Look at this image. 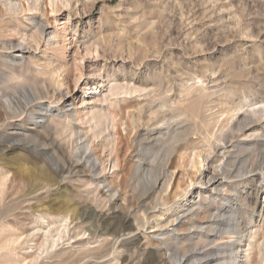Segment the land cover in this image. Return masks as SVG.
<instances>
[{"label": "rangeland", "instance_id": "rangeland-1", "mask_svg": "<svg viewBox=\"0 0 264 264\" xmlns=\"http://www.w3.org/2000/svg\"><path fill=\"white\" fill-rule=\"evenodd\" d=\"M9 1L0 0V264H154L158 240L176 241L180 257L200 233L217 245L238 238V264H264V0H14L26 8L18 14ZM92 113L106 125L97 139ZM175 140L172 180L147 192ZM198 155L221 185L190 183ZM207 206L226 213L215 220L242 221L243 234L159 227L177 216L205 227L184 212L204 217Z\"/></svg>", "mask_w": 264, "mask_h": 264}, {"label": "bare ground", "instance_id": "bare-ground-1", "mask_svg": "<svg viewBox=\"0 0 264 264\" xmlns=\"http://www.w3.org/2000/svg\"><path fill=\"white\" fill-rule=\"evenodd\" d=\"M8 5H9V10L11 12H13L14 14H18V13H21L22 11L26 10V8L22 7L20 4L15 3L14 0H10ZM35 5H36L35 3H31L29 5V10L34 9ZM29 20H31L33 22L34 26L36 27L37 35L41 36V37H45L47 30H46V27L42 24V22L39 20H35L34 18H30ZM47 44H49V42H47ZM12 46H14V45H12ZM13 48L14 47H11L10 49H13ZM17 49L18 50L15 51L16 52L15 58H18V59L13 60V62H15V63L21 61V59L24 58V49H26V48L20 44L19 46H17ZM14 69L16 70L17 68L15 67ZM96 84L98 85V82H96ZM96 84H94V85H96ZM99 85L102 86L101 82H99ZM49 89H50L49 86H45V87L41 88L40 91L42 92L41 93L42 96L40 98H38V100L48 99ZM94 89L97 91L98 87H96ZM52 92L53 93L55 92L53 90V88H52ZM61 100H62V104L60 107H58V110H60L63 113V116L65 118H69L71 114L64 111L66 108V106L64 105L66 103L65 96H62ZM9 104L12 105L11 102H9ZM37 104H39V103H37ZM11 109L15 112V109L13 106ZM45 111L47 112V110H45ZM120 112L125 113V111L121 108H120ZM129 114L130 113L128 112L127 117H129ZM103 118H104V116H99V115L93 114V113L88 118V121H87L88 129H89V131H91L92 136L95 139H97L98 137L103 135L104 131L106 130V125L103 121ZM37 125H38V123L35 122L34 126H37ZM125 126L127 129H130L128 121H125ZM67 127L69 128L70 126H67ZM27 131L31 132L30 130H27ZM72 136L76 137L77 139H79L81 137L80 131L78 130V128L73 127V129L70 131L69 138H71ZM103 137H104V139H107V136H103ZM176 137H177V135L175 134L174 138L176 139ZM176 143L177 142L175 140V143H173V145L171 146L169 154L166 157V159L156 169V171H153L160 178H162L163 181L157 179L149 187L148 186L145 187V189H147V192L150 190H155L158 187L165 189V187L169 183V180L170 179L172 180L174 172L176 170V169H174V162H173ZM223 145H225V143H223ZM80 147H82V145L79 146L78 148H80ZM218 147H219V145L216 146V148H218ZM225 149H226L225 147L221 148L220 149V150H222L221 153H223V151H225ZM198 158H201L200 159L201 161L199 162L200 167L197 170L198 177H196L197 175H194L190 179V183L196 182V180L199 179L198 183H200L201 185H204L206 188H209V187L214 186V185H221L222 183H220L219 179H217V177L220 175V173H215V174L212 173V174H210V176H208V174H206V171L201 169L204 166L205 158H202V156H200V155H198ZM221 161H223L224 164H222V165L220 164L218 166V168L220 169V171H223V167H225L227 165V163L224 162V158ZM143 169H144V166L142 165L141 162H139L135 165V172H139ZM247 173H251V171H249ZM160 188H159V190H160ZM185 191H186V189H185ZM223 191L228 192L227 190H223ZM204 199H207V198H204ZM199 207L195 211L193 210L192 207L190 209L188 208L185 210L184 213L192 212L191 216L197 217L196 220H198V221L199 220H201V221L207 220L209 222H211L210 220L212 218L215 220L216 218L223 217L224 215H226V213L219 212V210H217V209H214L213 213L208 214L212 210L209 209L210 206H207V207H204L205 210L202 212L205 216L200 217L199 212H200L201 208H199ZM229 212L232 213V210H230ZM145 214H146V212H145ZM206 215H208V216H206ZM209 222L204 227L202 225H198L191 218H187V222H183V221H181L180 216H177L173 220H169L165 224H163L159 227H162L166 224H172L173 231H178L180 227L186 226L185 228H183V229L180 228V229L189 231L191 229H204L205 228V230H207V232H212L213 230L211 228L214 227V228H216L215 231H217L218 233L222 232L221 234H233L236 236H241L244 232V225H243L242 221L241 222L240 221L239 222H236V221L235 222H226L224 220H222V221L215 220V221H212V223H209ZM129 230L131 231L132 229H129ZM131 232H129V233H131ZM94 234H95V236H98L100 233L96 231V232H94ZM108 234H109L108 232H105V233H102L101 236L108 235ZM122 235H123V233L121 231H119V232H113L112 234H110L108 236L111 238L112 241H116ZM193 235H196V237L200 239V240H198L199 242L197 244H195V249L188 251L187 254L185 252V254L181 255L180 257H178L177 254L175 255L174 253H171V250H172L171 247L173 245L177 244L176 241L168 243V241H172V239L169 237L164 238L163 241L158 240L159 243L156 246V250L151 252L152 257H153L152 263H154V264H238V262H239V245L236 244V241H238V238L235 239L233 236H230V237H228L226 244L217 245V244H215L216 241H218L217 238L215 236H209L208 233L207 234H201L200 233V234H193ZM251 237L253 238V237H255V235L252 234ZM180 241H181L180 243H187L188 239H182ZM211 245H213V246L210 247ZM220 246H224L225 251H220L219 249L214 250V248L220 247ZM207 247H209V248H207ZM223 253H225L224 256H222ZM220 255H221V257H218ZM115 264H118V263L116 262Z\"/></svg>", "mask_w": 264, "mask_h": 264}]
</instances>
